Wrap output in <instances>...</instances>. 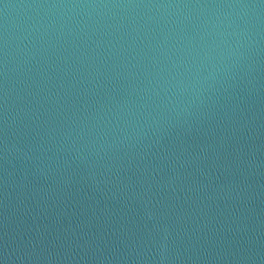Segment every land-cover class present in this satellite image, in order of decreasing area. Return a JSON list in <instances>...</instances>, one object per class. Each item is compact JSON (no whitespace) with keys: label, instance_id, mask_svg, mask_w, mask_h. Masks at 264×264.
Listing matches in <instances>:
<instances>
[{"label":"water","instance_id":"water-1","mask_svg":"<svg viewBox=\"0 0 264 264\" xmlns=\"http://www.w3.org/2000/svg\"><path fill=\"white\" fill-rule=\"evenodd\" d=\"M159 5L243 44L194 62ZM0 264H264V0H0Z\"/></svg>","mask_w":264,"mask_h":264},{"label":"clouds","instance_id":"clouds-1","mask_svg":"<svg viewBox=\"0 0 264 264\" xmlns=\"http://www.w3.org/2000/svg\"><path fill=\"white\" fill-rule=\"evenodd\" d=\"M245 5L201 8L193 12L188 6H155L163 21L164 41L194 62L228 57L242 46L246 35ZM175 8V11L169 9Z\"/></svg>","mask_w":264,"mask_h":264}]
</instances>
